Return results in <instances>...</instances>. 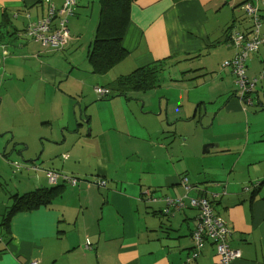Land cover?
<instances>
[{
    "label": "crops",
    "instance_id": "0c3cea01",
    "mask_svg": "<svg viewBox=\"0 0 264 264\" xmlns=\"http://www.w3.org/2000/svg\"><path fill=\"white\" fill-rule=\"evenodd\" d=\"M62 1L50 3L59 9ZM97 1L75 0L66 48L81 37L76 24L82 12L90 9L95 27L91 8ZM248 1L134 0L122 40L128 55L95 80L90 64L67 67L61 57L65 46L43 50L24 39L26 15L31 21L43 18L47 3L0 0V23L5 20L0 25V224L18 198L59 187L49 206L16 212L0 225V264H213L217 258L209 241L193 257L197 209L166 213L163 202L148 201L144 194L182 197L181 178L187 175L177 176L175 168L154 172L160 144L154 153L137 149V141L153 145L154 136L174 133L185 148L189 129L178 126L195 117L211 137L198 145L202 153L192 152L203 163L204 176L189 180L188 195L216 194L213 210L230 230L229 246L241 254L232 264H264V44L245 62L247 78H257L252 103L237 98L235 78L222 67L234 56L228 32L248 30L240 10ZM261 21L264 38V10ZM165 59L168 70L182 62L198 64L180 80L217 74L203 78L211 80L206 87L215 89L213 100L197 97L191 86L178 96L166 84L125 96L110 89L117 77ZM98 87L110 95L99 98ZM150 97L158 113L151 111ZM172 125L177 129L171 132ZM145 158L151 167L144 169L138 163ZM48 170L79 183L60 178L51 185Z\"/></svg>",
    "mask_w": 264,
    "mask_h": 264
},
{
    "label": "built area",
    "instance_id": "2783aa9c",
    "mask_svg": "<svg viewBox=\"0 0 264 264\" xmlns=\"http://www.w3.org/2000/svg\"><path fill=\"white\" fill-rule=\"evenodd\" d=\"M47 3L48 9L46 15L35 21L29 19L26 15L27 23L23 31L25 40L32 41L40 46L43 50L61 51L68 43L69 34L67 29L68 18L72 16V8L75 0H63L59 9L55 8L50 2L51 0H42ZM240 10L245 18L249 20L247 31L230 30L228 32V43L234 48V56L223 63L222 67L231 70L235 78L236 95L241 101L252 103L257 78L248 79L246 75L245 62L250 54L258 51L259 47L264 44V38L261 37L260 29L262 25V11L264 10V0H249L241 5ZM96 95L99 98H106L110 95L108 89L98 87ZM46 176L49 184L55 185L60 180L64 183L76 186L79 180L76 178H68L55 171H46ZM182 186L185 190V195L182 197H161L153 198L149 190L144 194L148 197V201H161L165 204V212L180 211L187 206L196 208L198 213L195 219L194 228L191 237L194 243L193 257H197L200 249L206 241L211 242L215 247L216 261L213 264H232L234 260L240 258V251L233 249L228 244L230 230L226 225L225 220L215 214L211 196L216 197V194L209 195V198L204 196L190 197L188 195L191 190L188 179L183 176L181 178ZM99 186H104L105 182H99ZM2 232L0 231V241ZM89 246V242H86ZM29 264H37L32 261Z\"/></svg>",
    "mask_w": 264,
    "mask_h": 264
},
{
    "label": "rangeland",
    "instance_id": "374dc122",
    "mask_svg": "<svg viewBox=\"0 0 264 264\" xmlns=\"http://www.w3.org/2000/svg\"><path fill=\"white\" fill-rule=\"evenodd\" d=\"M98 10L99 7L97 5V2L95 3L94 7L91 8L92 11V19L95 22V27L97 23V17H98ZM85 15V16H84ZM90 9L86 11L84 14L82 12L81 18L79 19V24H76L77 29H79V32L81 33V37L78 41H76L71 47L65 46L64 51L61 52V57L65 59L67 62V67H71L70 63L72 64H83V65H89L88 62V56L89 51L92 47V40H93V33L95 30V27L92 28V24L90 23ZM20 20V19H19ZM198 67L197 63H193L190 61L182 62L179 64L178 67H175L173 70L166 69L163 74V84L166 86H172L173 89V95L178 96L180 94V90L183 89L185 86H191L192 88H196L197 91L194 92L197 97H203L204 101L210 102L214 98V90L212 89L209 91L208 87H206L210 83V79L203 80V78H217V74H206V75H194L190 76L188 78H185L184 80H180V76L182 75V72L187 71L191 68ZM112 74V73H111ZM114 74V72H113ZM112 76V75H111ZM176 80V82H172V78ZM95 80H100V75H94ZM170 82V83H169ZM212 82H219V79L214 80ZM211 82V83H212ZM203 88V89H201ZM219 90V88L217 89ZM152 91V90H151ZM134 95H141V97L146 98L147 93H134ZM218 95V94H217ZM216 98V97H215ZM149 103L151 106V111L153 113H158L154 105H156L155 101L151 100V97L149 98ZM219 103V102H218ZM209 109H214L215 105L208 106ZM203 114V112H202ZM207 116V115H206ZM204 118H207V117ZM189 116V118H191ZM202 117V115H201ZM184 124L179 123L178 127L183 128L185 125L186 129H189V135H187L186 143L187 146L184 148L182 147V140L179 135L176 133L171 134L170 136H154L153 137V145L144 144L139 141H137V149L143 150L145 154L148 153H154L158 145H161V150L159 153V167L154 165V172L158 171L160 175L163 173V169L171 170V168L176 169V175L185 176L188 181L190 180L192 183H195V178L197 177H203V163H199L195 160V158L192 157V152L194 151L196 153H202L203 150H199L198 145H201V142L204 139H209L211 137V134L208 132L209 129L202 130V127L199 124L198 118H191L190 121L186 122L184 121ZM173 123V121H172ZM171 132L175 131L177 128H173V125L171 126ZM167 132V130H166ZM146 156V155H145ZM151 162L150 158H145L143 162H139L138 166L143 167L144 169L146 167H151L149 163Z\"/></svg>",
    "mask_w": 264,
    "mask_h": 264
},
{
    "label": "trees",
    "instance_id": "16d2710c",
    "mask_svg": "<svg viewBox=\"0 0 264 264\" xmlns=\"http://www.w3.org/2000/svg\"><path fill=\"white\" fill-rule=\"evenodd\" d=\"M97 2L99 15L88 62L92 74L104 75L128 55L122 40L130 22V8L134 0H98ZM3 23H5V20L0 25ZM169 59L153 61L136 68L127 75L117 77L109 84V87L114 95L118 96L158 88L163 84L165 70L171 66ZM175 62L177 63V61ZM58 188L44 189L18 198L7 212L4 222L0 225L5 226L10 217L16 212H30L40 207L49 206L58 195Z\"/></svg>",
    "mask_w": 264,
    "mask_h": 264
},
{
    "label": "water",
    "instance_id": "95a60500",
    "mask_svg": "<svg viewBox=\"0 0 264 264\" xmlns=\"http://www.w3.org/2000/svg\"><path fill=\"white\" fill-rule=\"evenodd\" d=\"M260 106H262V104H260ZM13 152H15V149H13L11 152L8 153V156L12 155ZM18 153V152H17ZM18 155L20 156V153H18Z\"/></svg>",
    "mask_w": 264,
    "mask_h": 264
}]
</instances>
